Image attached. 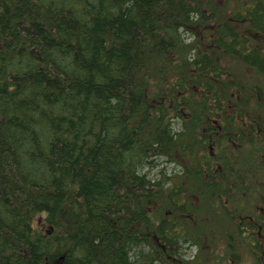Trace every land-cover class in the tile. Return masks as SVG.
Listing matches in <instances>:
<instances>
[{"label": "trees", "instance_id": "obj_1", "mask_svg": "<svg viewBox=\"0 0 264 264\" xmlns=\"http://www.w3.org/2000/svg\"><path fill=\"white\" fill-rule=\"evenodd\" d=\"M221 1L0 0V264H264V0Z\"/></svg>", "mask_w": 264, "mask_h": 264}, {"label": "rangeland", "instance_id": "obj_2", "mask_svg": "<svg viewBox=\"0 0 264 264\" xmlns=\"http://www.w3.org/2000/svg\"><path fill=\"white\" fill-rule=\"evenodd\" d=\"M221 2H229V3H231V7H232V8H235V4H234V3H236V2H240V0H233V1H231V2H230V0H222ZM229 6H230V5H229ZM160 164H162V165H160V167H158L157 170L154 169V170L152 171L151 176L156 177L157 174H158V172H159V170H160V169H163V168L167 169V171H168L169 173H178V172L180 171V168H178V167L175 166L174 164H167V163H165V162H163V161H162ZM244 252L247 253L245 249H244ZM181 253H182V255H183V256H182L183 259H185V260H192V259L195 258L196 254H197V248H196V247H191V246H189V245H185V244H183V248H182V250H181Z\"/></svg>", "mask_w": 264, "mask_h": 264}, {"label": "flooded vegetation", "instance_id": "obj_3", "mask_svg": "<svg viewBox=\"0 0 264 264\" xmlns=\"http://www.w3.org/2000/svg\"><path fill=\"white\" fill-rule=\"evenodd\" d=\"M244 249H245V247L242 246L241 249H240V252H238L236 254V256H238L237 257L238 264H252L253 257L250 254L245 253ZM229 258H231V257H229Z\"/></svg>", "mask_w": 264, "mask_h": 264}]
</instances>
